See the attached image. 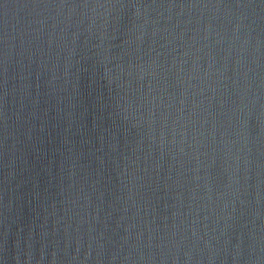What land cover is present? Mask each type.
Here are the masks:
<instances>
[{
    "label": "water",
    "instance_id": "obj_1",
    "mask_svg": "<svg viewBox=\"0 0 264 264\" xmlns=\"http://www.w3.org/2000/svg\"><path fill=\"white\" fill-rule=\"evenodd\" d=\"M0 264H264V0H0Z\"/></svg>",
    "mask_w": 264,
    "mask_h": 264
}]
</instances>
